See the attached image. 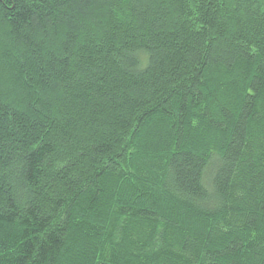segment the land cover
<instances>
[{
    "label": "trees",
    "instance_id": "obj_1",
    "mask_svg": "<svg viewBox=\"0 0 264 264\" xmlns=\"http://www.w3.org/2000/svg\"><path fill=\"white\" fill-rule=\"evenodd\" d=\"M0 264H264V0H0Z\"/></svg>",
    "mask_w": 264,
    "mask_h": 264
}]
</instances>
